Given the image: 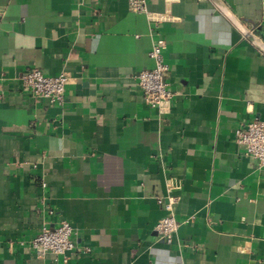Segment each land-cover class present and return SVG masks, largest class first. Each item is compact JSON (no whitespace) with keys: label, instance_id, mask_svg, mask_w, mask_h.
<instances>
[{"label":"crops","instance_id":"0c3cea01","mask_svg":"<svg viewBox=\"0 0 264 264\" xmlns=\"http://www.w3.org/2000/svg\"><path fill=\"white\" fill-rule=\"evenodd\" d=\"M222 1L264 41V0ZM148 8L0 0V264H264V169L235 141L264 121V53L211 0ZM159 39L163 112L137 79ZM33 68L68 75L63 104L24 89ZM169 200L171 243L157 231ZM63 220L77 249L37 255Z\"/></svg>","mask_w":264,"mask_h":264},{"label":"built area","instance_id":"2783aa9c","mask_svg":"<svg viewBox=\"0 0 264 264\" xmlns=\"http://www.w3.org/2000/svg\"><path fill=\"white\" fill-rule=\"evenodd\" d=\"M130 9L138 13H148V0H129ZM166 41L159 39L153 46L150 55L156 65L145 69L137 75L140 87L148 105L161 112L167 110L174 98L168 74L170 66L165 62L163 51ZM69 77L66 73L57 76H47L39 68H33L22 75L24 89L32 96L49 100L53 104H63ZM235 141L244 148L247 156L255 158L264 169V121L254 119L240 126L235 132ZM163 202V199H160ZM167 210L170 213L157 225L160 237L171 243L178 232L180 224L177 221L169 200ZM172 211V212H171ZM75 227L69 220H63L54 228H43L32 240V248L39 256L53 254L63 256L68 260L69 253L77 249L74 236Z\"/></svg>","mask_w":264,"mask_h":264},{"label":"water","instance_id":"95a60500","mask_svg":"<svg viewBox=\"0 0 264 264\" xmlns=\"http://www.w3.org/2000/svg\"><path fill=\"white\" fill-rule=\"evenodd\" d=\"M214 5L236 26V28L261 52L264 53V41L252 32L222 0H211Z\"/></svg>","mask_w":264,"mask_h":264}]
</instances>
